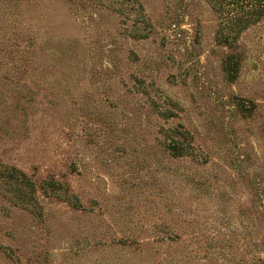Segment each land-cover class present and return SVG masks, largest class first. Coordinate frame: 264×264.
<instances>
[{
  "label": "rangeland",
  "instance_id": "rangeland-1",
  "mask_svg": "<svg viewBox=\"0 0 264 264\" xmlns=\"http://www.w3.org/2000/svg\"><path fill=\"white\" fill-rule=\"evenodd\" d=\"M138 1L0 0V264H264V19Z\"/></svg>",
  "mask_w": 264,
  "mask_h": 264
},
{
  "label": "trees",
  "instance_id": "trees-1",
  "mask_svg": "<svg viewBox=\"0 0 264 264\" xmlns=\"http://www.w3.org/2000/svg\"><path fill=\"white\" fill-rule=\"evenodd\" d=\"M94 1V0H93ZM118 5H127V8L120 9L118 13L124 18H130V9L133 6L138 10V14L142 16V23L149 25L144 14V7L138 0H111ZM214 9L220 17L221 26L218 31V39L221 43L233 46L238 43L241 35L252 25L258 24L264 19V0H213ZM133 5V6H132ZM138 37V36H136ZM145 37V36H144ZM188 147L183 144L176 143L169 146V150L175 156H183ZM9 177L15 180L21 178L32 192L35 187L29 180L27 175L22 171H11Z\"/></svg>",
  "mask_w": 264,
  "mask_h": 264
}]
</instances>
